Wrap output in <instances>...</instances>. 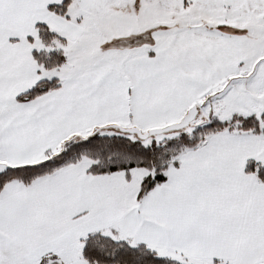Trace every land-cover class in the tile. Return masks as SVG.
<instances>
[{"label":"snow or ice","instance_id":"obj_1","mask_svg":"<svg viewBox=\"0 0 264 264\" xmlns=\"http://www.w3.org/2000/svg\"><path fill=\"white\" fill-rule=\"evenodd\" d=\"M0 264H264V0H0Z\"/></svg>","mask_w":264,"mask_h":264}]
</instances>
